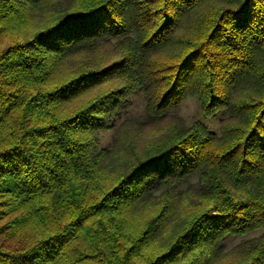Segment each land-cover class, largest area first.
Returning a JSON list of instances; mask_svg holds the SVG:
<instances>
[{"label":"trees","instance_id":"obj_1","mask_svg":"<svg viewBox=\"0 0 264 264\" xmlns=\"http://www.w3.org/2000/svg\"><path fill=\"white\" fill-rule=\"evenodd\" d=\"M137 92L166 130L115 157ZM258 231L231 264H264V0H0V264H217Z\"/></svg>","mask_w":264,"mask_h":264},{"label":"rangeland","instance_id":"obj_2","mask_svg":"<svg viewBox=\"0 0 264 264\" xmlns=\"http://www.w3.org/2000/svg\"><path fill=\"white\" fill-rule=\"evenodd\" d=\"M59 7V2L53 4L52 8L47 9L44 13L42 12L37 16L38 19H43L54 11V9ZM127 113L121 117L118 123V128L120 125L127 121H131V128L129 131H134V135L130 138L127 146L126 143L120 144L119 137L123 136V132H118V130H112L108 133H103L101 136L100 145L101 148H106L113 150V156L115 157H127L132 152V149L136 151L142 150L145 146L154 142L156 140L161 139L162 135L166 130V125L158 126V127H149L145 121L146 115V101L144 94L142 92L135 93L131 99L130 103L127 106ZM180 117L182 118L184 124L186 126H191L197 120L204 121L214 132H219L221 127V120L226 117L225 112L219 113L216 117L211 119L204 118L199 104L196 99L188 98L184 105L182 106L180 112ZM134 123V124H133ZM120 152V155L118 154ZM188 183L195 184L196 179L192 178L188 182L184 183L182 188L184 191L187 189ZM158 199V198H157ZM183 214V212H182ZM184 215V214H183ZM183 215H177L176 222H180L178 220L182 219ZM261 234V231L251 233L245 236L238 237H228L226 238L225 245L226 250L225 254L218 259L217 264H231V260L233 257L232 249L239 245L244 240L256 237Z\"/></svg>","mask_w":264,"mask_h":264}]
</instances>
